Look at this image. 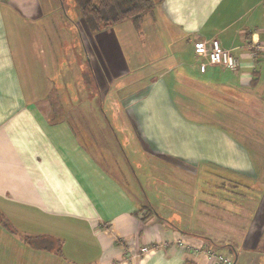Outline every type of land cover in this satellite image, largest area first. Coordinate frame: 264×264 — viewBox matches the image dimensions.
I'll return each instance as SVG.
<instances>
[{
    "label": "crops",
    "instance_id": "obj_1",
    "mask_svg": "<svg viewBox=\"0 0 264 264\" xmlns=\"http://www.w3.org/2000/svg\"><path fill=\"white\" fill-rule=\"evenodd\" d=\"M154 3L148 12L153 22L146 19L143 26L146 41L155 35L167 45L158 14L181 41L177 58L147 76L149 57L125 55L108 32L112 26L94 36L80 33L79 70L92 72L101 98L69 104L64 96V105L54 106L50 89L35 95L37 58L29 59L24 75L10 38L9 24L20 32L19 26L40 15L41 0H0V264H207L199 250L223 254L233 246L220 240L231 214L207 206L228 199L225 183L211 184L210 173L231 174L233 186L260 192L243 232L247 241L264 204V50L253 56L249 46L264 44V0ZM124 23L133 22L115 26ZM213 38L239 59L237 70H201L206 58L195 43ZM23 79L31 81L28 87ZM181 102L189 104L190 116ZM105 110L133 117L100 118ZM69 112H76L74 120ZM120 155L129 166L123 167ZM195 218L206 222V234L191 231ZM34 236L41 239L32 244L28 237ZM126 241L135 251L151 249L134 257ZM233 252L237 257L235 246Z\"/></svg>",
    "mask_w": 264,
    "mask_h": 264
},
{
    "label": "rangeland",
    "instance_id": "obj_2",
    "mask_svg": "<svg viewBox=\"0 0 264 264\" xmlns=\"http://www.w3.org/2000/svg\"><path fill=\"white\" fill-rule=\"evenodd\" d=\"M41 4H43V6H41L40 15L33 20H27L29 25L24 24L23 27L19 26L20 32L13 24H9L13 52L21 59L23 73L24 71L28 73V67H30L29 59H31L33 55L37 58V62L33 63V73L37 81L38 91L35 95L39 94L42 97L50 89L48 96L55 98L53 101L51 100L54 106H59L58 104L64 105V96L68 99L69 104H78V102H82L81 98L90 104H93L94 101L98 102L101 95L95 93L96 86L92 72L86 70L85 75H81L84 71L79 70L80 63H78V56L84 55V45L80 32L88 34V30L86 24L80 17L81 15L76 2L74 0H41ZM5 10L10 17L11 12L9 11V7H5ZM151 17L152 15L148 13L143 16L139 23H132L130 25L131 27H125V25H127L126 23L130 22L128 21L123 25H113L111 29H108V32L112 36L115 35L118 41H121V46L125 51V55L134 52L136 55L138 53L146 56L147 59L149 57L150 60L147 61V59H145L147 62L144 64V67H148L144 69V71L146 70L145 74L147 76L152 75L153 72L156 71L157 66L161 67L165 62L177 58L178 51L176 44L181 42L177 38H172V36L177 35L176 30H170L168 26L160 24L158 14L155 15V17H157V27H159L160 32L162 31V38L167 41V45L165 47L159 37L155 35H151L150 39H152L146 41L149 39L146 35L147 31H143V26L146 19L149 22H153ZM36 37H38V39H36ZM87 38L90 40V36ZM184 48L186 47H179L178 49L182 50ZM24 56L27 57L28 60ZM196 56L197 53L193 51L192 57L196 58ZM142 58L143 57L140 56V59ZM32 61L35 60L32 59ZM166 65L170 67V64ZM26 72L24 75H27ZM23 80L26 87H28L31 81L28 79ZM186 83L189 84V80H186ZM115 87L114 85L113 89H116ZM186 93L189 94V88H187ZM188 96L187 99L189 98ZM33 97L35 96L30 97L31 101H33ZM174 98L177 100L179 95L175 94ZM184 98L185 96H183V99ZM108 101L109 100L103 103H108ZM56 102L58 104H55ZM45 103H47V100ZM181 103L178 105L190 116V111H187L189 104L186 105L185 103ZM208 110H211L210 106H208ZM79 113L81 114V112ZM206 113L211 115L213 112ZM90 114L91 113L85 112L86 117H89ZM105 114L110 119H122L121 122H126L125 117L127 116V111L125 110L122 112L105 110L103 113L100 112V118H104ZM130 114L129 117L127 116L129 120L133 117H131ZM75 115L76 112L68 113L69 119L72 120H74L73 116ZM81 115L84 116L83 113ZM55 117L59 118L60 114L56 113ZM262 128L264 129V127ZM126 129L127 127L123 131L125 132ZM227 129L233 131L235 135L243 141H249V138L239 135L238 130L235 129L236 132L234 128ZM120 131L122 133V130ZM121 133L119 132L120 135ZM123 135H121L122 138ZM253 153L255 152L253 151ZM120 157L122 159H120L121 164H123V167H126L128 164L126 165L123 163L125 157L123 156L122 158V155H120ZM210 175L209 181L211 184L221 181V183H225L223 184L226 187L224 195L230 200L227 198L222 199L223 201L213 200L216 202L215 205H212L213 202L209 201L207 206L210 208V211H214L215 213H218L219 210H225L228 212L227 214H231L228 216L229 222L226 224L228 228L221 230L222 232L220 235H222V237L220 240L224 243H232L239 251L237 257H235L236 254L230 249L225 250L223 254L231 256L233 258V263L236 262V264H264V227H262L263 230L261 231L262 220L264 218V204L261 208L263 212L257 215V220L251 229V233L248 234L247 241L243 238V232L250 227L249 220L251 216L254 217L258 209V201L261 196L260 192L253 191L254 189L251 186L249 187V189H253L251 191L242 190L240 185L233 186L230 182H233L232 179H234L235 176L231 174L223 172L218 175L210 173ZM201 181L202 179L200 177L198 182L200 183ZM226 183L230 185L228 186ZM135 185L140 188L136 180L134 186ZM218 204H222V206H218ZM197 221L198 222L195 220L194 223L189 224L192 229L191 231L206 234L207 232L205 231L208 230L206 222H201L200 219ZM208 241L210 245H213L211 240ZM246 245H256V247L254 250L252 248L247 249Z\"/></svg>",
    "mask_w": 264,
    "mask_h": 264
},
{
    "label": "trees",
    "instance_id": "obj_3",
    "mask_svg": "<svg viewBox=\"0 0 264 264\" xmlns=\"http://www.w3.org/2000/svg\"><path fill=\"white\" fill-rule=\"evenodd\" d=\"M74 1L76 2V5L79 9L81 19L87 26L88 35L92 36L104 31L108 27L125 22L127 20H132L133 23H139L145 14L153 11L155 6L154 0ZM38 237L34 236L28 238L33 242L37 238L39 240L41 239L40 236ZM41 241H43V239ZM32 244H34V242ZM232 247L230 248V250L233 252L234 246ZM58 250L60 251V249ZM237 252L239 251L237 250Z\"/></svg>",
    "mask_w": 264,
    "mask_h": 264
},
{
    "label": "built area",
    "instance_id": "obj_4",
    "mask_svg": "<svg viewBox=\"0 0 264 264\" xmlns=\"http://www.w3.org/2000/svg\"><path fill=\"white\" fill-rule=\"evenodd\" d=\"M249 46L251 48V55L253 56L257 55L258 50L264 49V44L249 42ZM195 49L206 58L205 62L201 64V70L203 71L206 70L208 65H220L231 70H237L240 66L239 59L230 49L223 48L220 41L216 38L210 41L203 40L196 42ZM125 244L134 257L145 254L151 249L149 246H141L139 250L135 251L130 242L126 241ZM198 252L206 256L207 264H233V258L231 256L218 253L212 248L199 250Z\"/></svg>",
    "mask_w": 264,
    "mask_h": 264
},
{
    "label": "water",
    "instance_id": "obj_5",
    "mask_svg": "<svg viewBox=\"0 0 264 264\" xmlns=\"http://www.w3.org/2000/svg\"><path fill=\"white\" fill-rule=\"evenodd\" d=\"M236 262H234L233 264H235Z\"/></svg>",
    "mask_w": 264,
    "mask_h": 264
}]
</instances>
